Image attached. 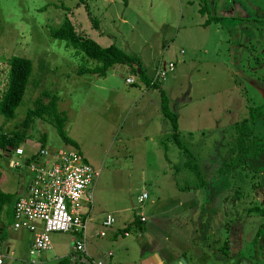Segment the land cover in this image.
I'll return each instance as SVG.
<instances>
[{
	"label": "rangeland",
	"instance_id": "obj_1",
	"mask_svg": "<svg viewBox=\"0 0 264 264\" xmlns=\"http://www.w3.org/2000/svg\"><path fill=\"white\" fill-rule=\"evenodd\" d=\"M236 1L240 10L234 14L246 19L236 17L239 23H234L221 17L203 26L208 13L199 12L202 0H0V94L9 57H25L32 64L29 85L14 118L5 122L0 116V128L12 130L40 90L56 94L57 110L66 116V135L97 170L91 186L95 211L111 212L116 223L133 216L139 219V213L145 218L144 228L126 237L136 247H163L168 238L172 243V237L181 234L190 250L192 242L202 247L196 239L204 236L209 259L205 264H216L219 257L225 258L219 251L223 246L231 259L236 254L227 245L233 224L239 228L240 246L246 252L254 245L255 232L257 240L264 239V216L250 211L259 204L258 191L264 189V153L244 161L264 144V124L250 127L248 140L253 144L243 163L237 156L236 127L246 123L248 107L260 104L264 97L260 89H264V0ZM223 2L227 6L230 0ZM64 16L76 32L99 45L112 44L137 56L147 78L158 64H173L158 86L177 115L179 139L190 155L189 168L183 166L186 159L170 141L169 123L155 105L157 88H144L139 76L122 65L110 67L104 76L75 74L79 67L93 63L49 37L48 29L57 27ZM27 134L19 167L10 166L12 156H0V191L4 193L25 191L29 173L24 156L40 147L42 134L44 148L65 146L54 127L38 119ZM230 159L240 163L224 174ZM214 184L215 188H209ZM258 185H263L261 190ZM142 192L147 197L138 203ZM178 200L186 202L178 205ZM7 205L0 210L2 264H55L66 254L72 235L51 232V249L37 254L32 263L25 243L31 235L12 227ZM149 235L156 238L151 240ZM163 237L165 241L160 240ZM138 252L135 264H140Z\"/></svg>",
	"mask_w": 264,
	"mask_h": 264
},
{
	"label": "trees",
	"instance_id": "obj_2",
	"mask_svg": "<svg viewBox=\"0 0 264 264\" xmlns=\"http://www.w3.org/2000/svg\"><path fill=\"white\" fill-rule=\"evenodd\" d=\"M44 7L45 5L38 9H43ZM199 12L201 15H204V13H206L205 7H200ZM220 19V17L207 15V18L204 19L202 24L205 26L212 21L215 22ZM96 25L97 24L94 21V27H96ZM48 35L53 39L63 41L64 46L72 48L75 51L74 53L79 54L83 61L91 60L93 65L90 67H79L74 71L76 75H86L91 73L98 76H104L110 67L114 65H122L128 67L133 73H136L145 87L157 88L159 91V111L161 116L168 121L170 127L168 137L184 155L186 161L182 163L183 166H186L187 168L190 167V155L187 154V149L181 143L177 132V115L171 111L168 98L164 91L159 88L157 83H150V78L145 76L144 68L137 56L129 55L112 44L101 46L93 39L79 34L75 31L73 24L66 16L62 18L57 27L48 29ZM7 65L6 85L0 94V116L3 117L5 122L14 118L15 109L21 103L26 87L29 85L32 71L31 61L28 58L21 56L9 57L7 59ZM57 102L58 96L56 94L48 90H40L37 96L31 100V106L25 111L23 118L13 125L12 130L4 132L0 128V156L5 154V156L11 157L15 149L21 147V143L28 136L27 130L35 119L51 124L63 145H69L76 148L75 142L69 138L64 131L66 116L62 111L57 110ZM247 113L249 124L253 125L259 119L264 123V101L258 106L249 107ZM236 129L239 133L237 139V151L239 149V153H237V156L241 155L242 159L240 162H242L247 151L252 146V142L248 140L252 133V129L249 128L247 121L236 127ZM39 142L40 148H44V134L41 135ZM163 149L165 150V145H163ZM231 151L233 152V149ZM263 152L264 144L258 145L253 149L251 156L244 160L245 163L250 158L259 156ZM240 162L235 159H230L227 163L228 165L222 169L224 170L222 172L225 174L227 169L231 170L233 167L238 166ZM258 189L261 190V186L258 185ZM22 194L23 192L20 194H8L0 191V210L3 205L9 204L7 206L11 215L14 202ZM250 211L257 212L262 217L264 216V195L261 196L259 205H254L250 208ZM139 223L141 222L138 217H135L131 222L127 223L123 229L128 230L130 226L139 225ZM261 224L264 225V219L261 221ZM256 237L257 234L254 236V240H257ZM0 240H2V238H0ZM55 264H67L66 258H59Z\"/></svg>",
	"mask_w": 264,
	"mask_h": 264
},
{
	"label": "built area",
	"instance_id": "obj_3",
	"mask_svg": "<svg viewBox=\"0 0 264 264\" xmlns=\"http://www.w3.org/2000/svg\"><path fill=\"white\" fill-rule=\"evenodd\" d=\"M172 67L171 62H167L166 66L158 64L153 69L150 83L163 81ZM23 155L21 147L15 149L10 166L19 167L18 158ZM23 162L29 178L24 193L12 206V227L31 234L27 247L31 262L35 263L34 257L40 252L51 249V232H63L73 237L64 256L67 264H103L102 260L92 257L87 248L89 222L93 213L91 186L97 170L76 148L69 145L55 150L39 147L25 155ZM146 197L147 194L142 192L136 202L141 203ZM144 220L143 215L139 214V221ZM113 224V214L103 213L97 235L104 236L105 229Z\"/></svg>",
	"mask_w": 264,
	"mask_h": 264
},
{
	"label": "crops",
	"instance_id": "obj_4",
	"mask_svg": "<svg viewBox=\"0 0 264 264\" xmlns=\"http://www.w3.org/2000/svg\"><path fill=\"white\" fill-rule=\"evenodd\" d=\"M217 4H218L217 6L218 8L216 7ZM198 5L199 6L201 5V7L202 6L205 7V11L206 13H208L207 15H210V13H213L214 17H220V18L225 17V18H228L229 20H232L234 23H239V22H235L236 17L239 19H242V18L246 19L245 17H241V16L239 17L234 14L235 11L240 10L239 9L240 5L237 3L236 0H230L227 6H226V3L223 2V0H202V2H198ZM217 9H218L219 14H215V11ZM205 18H203V21ZM203 21L201 23H203ZM250 22L251 21L249 20V23ZM143 86L145 85L143 84ZM144 88H147V87H144ZM158 102L157 104L155 103V105H157L159 109ZM165 132L168 133L167 130H165ZM75 144H76V149L80 152L76 142ZM216 186H217L216 184L209 185V188L210 187L215 188ZM255 186L253 187L255 188ZM258 193H259L258 200L260 201L261 196L264 195V189L262 190V192L258 191ZM185 202L186 201L178 200L177 204L181 205V204H184ZM208 207L210 208V206ZM102 214L103 213L101 212H96L93 207L92 217L89 222V223L92 222V225L90 228V233H88L87 248H88L90 255L96 259L102 260L103 264H135L134 262V259L136 257L135 252L138 250H139L138 261L140 264H174L175 262H177L178 264H181V262H179V258L180 259L182 258V261L185 264H205L209 260L207 257V250L204 249L203 247L204 236L202 237L200 236L199 238L197 237L196 239V241H198L200 245H202V247L196 246L194 245L195 242H192L191 244L193 246L190 247V250H187L185 248L186 241L184 240V237H181V234L179 235L177 234L176 236H173L172 238L174 239L172 243H169V238H168L167 242L164 243L163 247H161L160 245H157V246L144 245V243H142L144 246H140L139 248L136 247L135 243L132 240L127 239L126 237L130 234V232L134 231L138 233L139 231H141L144 228L142 224L145 222V220L139 223V225L130 226L128 230L123 229L127 223L131 222V220L135 218V216L129 218L125 223L114 222L113 226L107 229L106 230L107 232L105 231L104 236L102 237L98 236L97 232L101 229L100 220H101ZM11 215H12V210H11ZM115 220L116 219H114V221ZM231 225L232 226H230L229 228L231 238L229 240V243L227 242V245L229 244L230 248L232 247V249L236 251V254L233 255V258L231 259L229 255L228 247L225 245L219 250L220 252L222 251L225 258L219 257L220 260L215 263L223 264V262H225L226 260L231 259L228 264H264V239H261L259 241V240H254V237H253L254 245L246 251L248 253L243 252V250L241 249L242 247L240 246L241 239L239 236L240 235L239 228L238 226L237 227L233 226V224ZM20 230L28 232L27 230H24V229H20ZM256 234L258 237L259 234L256 232L254 233V236ZM149 237L151 238V240H154L156 238L155 235H149ZM0 238H2L1 228H0ZM164 239L166 240L165 237H163V239H160V240H164ZM2 240H0V244ZM30 240H27L25 242L26 247H28V243L30 242ZM225 247L227 251L225 250ZM7 251H8V248H6V252ZM107 253H110L111 255L108 256ZM65 255H63L62 257H64Z\"/></svg>",
	"mask_w": 264,
	"mask_h": 264
},
{
	"label": "flooded vegetation",
	"instance_id": "obj_5",
	"mask_svg": "<svg viewBox=\"0 0 264 264\" xmlns=\"http://www.w3.org/2000/svg\"><path fill=\"white\" fill-rule=\"evenodd\" d=\"M252 86H253V88L255 89V91H257V94L259 95V96H261V92H260V90H259V87H258V85H256L255 83H252ZM261 90H262V92L264 91V89H262V88H260ZM262 97V96H261ZM260 100H262V102L264 101V97H262V99H260ZM259 100V101H260ZM261 102V103H262ZM260 103V104H261ZM260 104H257V105H251V106H249V107H254V106H258V105H260ZM248 107V108H249ZM247 112H248V109H247ZM246 118H248V113H247V117ZM257 122H259V123H262V124H264L260 119L259 120H257ZM247 124L249 125V128L252 126V124H249V122H248V120H247ZM254 125V124H253ZM253 144V143H252ZM264 153V152H263ZM262 153V154H263ZM261 155V154H260ZM259 155V156H260ZM247 163V162H246ZM249 163V162H248Z\"/></svg>",
	"mask_w": 264,
	"mask_h": 264
},
{
	"label": "water",
	"instance_id": "obj_6",
	"mask_svg": "<svg viewBox=\"0 0 264 264\" xmlns=\"http://www.w3.org/2000/svg\"><path fill=\"white\" fill-rule=\"evenodd\" d=\"M179 262H181V264H185L182 259H179ZM163 263V262H162ZM174 264H178L177 262H175Z\"/></svg>",
	"mask_w": 264,
	"mask_h": 264
}]
</instances>
